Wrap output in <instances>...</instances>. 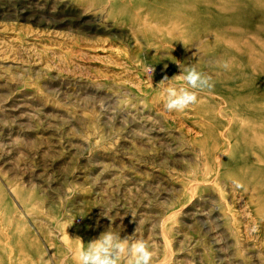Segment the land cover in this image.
Returning a JSON list of instances; mask_svg holds the SVG:
<instances>
[{
	"label": "rangeland",
	"instance_id": "obj_1",
	"mask_svg": "<svg viewBox=\"0 0 264 264\" xmlns=\"http://www.w3.org/2000/svg\"><path fill=\"white\" fill-rule=\"evenodd\" d=\"M190 65L213 87L169 112ZM108 230L151 264H264V0H0V264Z\"/></svg>",
	"mask_w": 264,
	"mask_h": 264
},
{
	"label": "clouds",
	"instance_id": "obj_2",
	"mask_svg": "<svg viewBox=\"0 0 264 264\" xmlns=\"http://www.w3.org/2000/svg\"><path fill=\"white\" fill-rule=\"evenodd\" d=\"M181 67V66H180ZM221 67L229 69L228 61H223ZM146 71L153 73L152 66H146ZM172 80L182 82L181 84L169 83ZM167 85L164 89L166 101L164 107L169 112H184L198 102L199 92L213 87L212 78L206 73L198 70L194 65L181 67V74L169 79L167 76L160 82ZM235 187H242L239 181H233ZM253 233L259 231L258 225L251 228ZM132 236L121 238L120 234L113 231L103 232L84 247L80 238L79 246L74 250L73 256L76 264H121L126 260L127 264H151L153 252L144 240H132Z\"/></svg>",
	"mask_w": 264,
	"mask_h": 264
}]
</instances>
